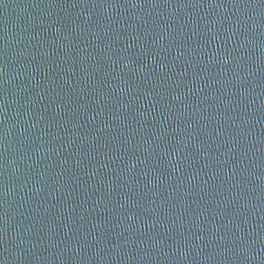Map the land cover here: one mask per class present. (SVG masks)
<instances>
[{"label":"water","instance_id":"1","mask_svg":"<svg viewBox=\"0 0 264 264\" xmlns=\"http://www.w3.org/2000/svg\"><path fill=\"white\" fill-rule=\"evenodd\" d=\"M0 264H264V0H0Z\"/></svg>","mask_w":264,"mask_h":264}]
</instances>
